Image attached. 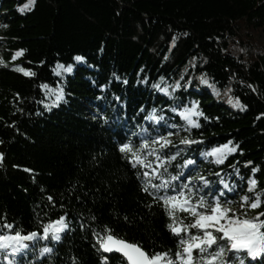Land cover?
Segmentation results:
<instances>
[{"label":"trees","instance_id":"16d2710c","mask_svg":"<svg viewBox=\"0 0 264 264\" xmlns=\"http://www.w3.org/2000/svg\"><path fill=\"white\" fill-rule=\"evenodd\" d=\"M25 3L0 0V24L7 25L0 28V57L8 63L0 66V235L40 236L17 257L0 252V264H127L98 250L93 230L105 226L149 254L174 255L179 237L166 227L164 207L141 191L137 172L143 170L133 169L117 148L129 140L138 147L157 133L178 132L169 137L176 145L171 151H183L170 173L203 175L211 182L203 194L223 190L224 202L231 200L227 206L241 215V196L251 200L260 193L261 205L246 215L264 212V44L257 41L264 0H35L22 14L17 9ZM18 49L26 51L12 61ZM77 55L85 60L75 61ZM57 63L72 64L73 71L57 76ZM16 65L36 75L14 71ZM177 81L181 87L173 91ZM157 83L168 86L171 96L154 88ZM41 84L62 89L63 100L46 108ZM49 95L53 103L55 93ZM229 97L245 109L233 107ZM192 101L204 115L192 117L199 128L184 131L188 125L178 113ZM153 108L165 118L158 124L145 120ZM184 137L202 143L186 146ZM229 140L238 150L223 164L201 155ZM185 159L196 164L175 167ZM249 178L257 181L252 192ZM221 179L235 191L223 189ZM60 216L68 223L61 239L41 238L43 225ZM44 247L52 251L41 255ZM229 255L231 264H264V257L252 260L246 252Z\"/></svg>","mask_w":264,"mask_h":264},{"label":"snow or ice","instance_id":"6c2138e0","mask_svg":"<svg viewBox=\"0 0 264 264\" xmlns=\"http://www.w3.org/2000/svg\"><path fill=\"white\" fill-rule=\"evenodd\" d=\"M34 4L35 0H27V3L17 10L23 14L25 10L30 11ZM6 27L7 25L0 24V28ZM173 40H175V37ZM25 51L24 49L16 50L11 56V60L15 61ZM165 58L167 59V57ZM73 59L77 62H82L85 60V57L77 55ZM0 66L8 67V63L2 57H0ZM13 70L25 76L36 75L35 72L27 70L20 65L14 66ZM61 70L71 73L73 65L69 64L65 67L63 64L57 63L55 68L52 69L56 75H60ZM113 75L115 76V74ZM115 79L119 80L120 77L115 76ZM160 79L161 81L164 80L163 77ZM124 83L126 84L127 81L125 80ZM201 83L208 84L209 82L207 79L201 78ZM209 86L216 91L215 85ZM105 87L106 85H100L101 90ZM153 87L165 95L171 96L172 94L169 92L168 86L161 87L157 83ZM180 87L181 85L177 81L173 87V91ZM249 87L252 86L249 85ZM40 88L42 91L47 90L45 95L55 93V100L52 106H56L57 102L64 98L62 89H51L47 84H41ZM116 99L118 100L119 97ZM228 103L241 110H244L246 107L240 103L238 98L233 99L229 97ZM45 107L48 108L49 106L45 105ZM171 110L173 112L177 111L176 108H172ZM141 111H143V108ZM155 113L156 109L153 108L145 117V120L158 124L165 119L164 116H158ZM178 114L188 125V128H184V131H188L192 127L199 128L200 124L196 120H193L192 117L204 115L203 112L198 110L197 101H192L190 108L185 106ZM204 118L208 119L207 117ZM257 118L259 119V117ZM101 119L104 118L101 117ZM14 124L15 122L10 126H14ZM169 128H177V125H169ZM143 131L146 132L147 130L144 129ZM176 134L178 132L168 131L165 134L157 133L154 137H143L138 147L134 146L131 140L118 142L117 144L118 151L131 167L143 170L142 172H137V176L141 180V191L152 197L153 203L160 202L164 207L170 220V223L166 227L173 236L179 237L174 255L171 250L149 254L138 244L127 242L113 235L111 229L107 226L104 227L102 232L93 230V237L96 240V244L99 245L98 250L121 252L127 258L128 264H231L232 257L229 253L239 254L240 252H246L247 256L251 257L252 260H255L257 257H264V220L261 219V217H264V212L257 213L256 217L251 218L246 215L247 209H255L261 205V194L257 193L255 199L251 200L248 195L241 196L240 207L245 209V214L241 215L227 206L232 203L231 200H228L226 203L224 202L225 192L223 190L209 197L203 194L209 189L211 183L203 175L197 174L194 178L189 174L187 175V179H184L185 173L183 171L177 172L175 175L170 173L168 171L169 166L172 165V162L183 151V149H177L175 152L171 151L176 145L169 137ZM180 143L189 146L194 143H202V141L184 137L180 140ZM230 145H232L231 140L218 148L211 149L210 152H202L201 155L206 160L210 156L214 157V163L223 164L227 155L235 153L238 150V146L230 147ZM3 159L4 154L0 153V163L3 162ZM251 163V161H248L245 167ZM195 164L196 161L185 159L183 164H177L175 167L178 169H188L189 166H194ZM24 170L28 172L32 171L31 169ZM257 171V168H252L253 173ZM236 172L239 175V169H236ZM215 175L219 176L220 173H216ZM154 181L159 182L156 183ZM177 181L179 183H176ZM194 181H198L199 183ZM220 184L223 185V189L225 190L235 191V185L230 187L223 179L220 180ZM256 185V179L249 178L248 192H252ZM48 200L54 203L53 197L49 196ZM147 206L151 207L152 205L149 204ZM178 213H186L187 216L191 217V221L186 222ZM91 219H95V217ZM3 227L13 229V225L11 224H5ZM81 227H84V225L82 224ZM67 228L68 223L65 217L60 216L57 220L49 221L43 225V235L41 238L48 239L50 236L51 240L59 241L61 239L60 233L64 232ZM192 229L196 231L193 232ZM38 236L40 234L37 232H31L27 235H22L19 231H15L14 234H2L0 235V250L6 251L11 249V254L15 256L16 253L29 247L25 241H31ZM218 241H223L224 243L220 244ZM51 251L52 249L49 247H44L40 250L41 255ZM194 253H198L199 255H195ZM5 259L8 258L5 257ZM8 264H15V262L12 259H8ZM239 264H245L244 259H239Z\"/></svg>","mask_w":264,"mask_h":264},{"label":"rangeland","instance_id":"374dc122","mask_svg":"<svg viewBox=\"0 0 264 264\" xmlns=\"http://www.w3.org/2000/svg\"><path fill=\"white\" fill-rule=\"evenodd\" d=\"M257 41H258V43L264 44V31H261V32L258 34V36H257ZM57 76H59V75H57ZM46 99H47V102L45 103V105H48V106L50 107V105L52 104V102H51V96H50V95H47V96H46ZM49 107H48V108H49ZM235 211H237V209H236ZM65 230H66V229H65ZM64 232H65V231H64ZM64 232L60 233V236H62V234H63ZM36 239H37V238H36ZM36 239H33V240H31V241H25V243H27V244L29 245V247H31V246H33L34 241H35ZM29 247H28V248H29ZM28 248H27V249H28ZM25 250H26V249L22 250V251L19 252V253H16L15 256H13V255L11 254V249H8V250H6V251H5V250H0V252L3 253L4 255L8 256V257H17V256L21 255Z\"/></svg>","mask_w":264,"mask_h":264},{"label":"water","instance_id":"95a60500","mask_svg":"<svg viewBox=\"0 0 264 264\" xmlns=\"http://www.w3.org/2000/svg\"><path fill=\"white\" fill-rule=\"evenodd\" d=\"M101 251H102L103 254H105L107 256H112V255L119 256L128 264L127 258L121 252H117V251L104 252L103 250H101Z\"/></svg>","mask_w":264,"mask_h":264}]
</instances>
